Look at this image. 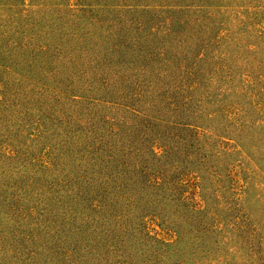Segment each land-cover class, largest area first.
<instances>
[{
	"label": "trees",
	"instance_id": "1",
	"mask_svg": "<svg viewBox=\"0 0 264 264\" xmlns=\"http://www.w3.org/2000/svg\"><path fill=\"white\" fill-rule=\"evenodd\" d=\"M4 1L0 257L124 263L128 250L143 246V222L163 221L164 209L180 199L162 162L171 154L158 156L148 143L154 127L179 125L165 115L180 111L181 90L177 78L165 82L172 68L162 52L147 54L151 20L124 19L135 12L124 8H141L127 0H75L77 10L55 9L39 25Z\"/></svg>",
	"mask_w": 264,
	"mask_h": 264
},
{
	"label": "rangeland",
	"instance_id": "2",
	"mask_svg": "<svg viewBox=\"0 0 264 264\" xmlns=\"http://www.w3.org/2000/svg\"><path fill=\"white\" fill-rule=\"evenodd\" d=\"M9 1L39 25L55 9L77 10L75 0ZM125 2L141 8H124L135 11L124 19L151 20L147 54L162 52L172 68L165 82L177 78L181 87L180 111L165 115L179 125H158L148 139L158 156L171 154L162 162L180 199L164 209L163 221L143 222V246L120 264H264V0ZM6 259L0 264H12Z\"/></svg>",
	"mask_w": 264,
	"mask_h": 264
}]
</instances>
